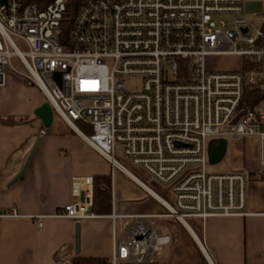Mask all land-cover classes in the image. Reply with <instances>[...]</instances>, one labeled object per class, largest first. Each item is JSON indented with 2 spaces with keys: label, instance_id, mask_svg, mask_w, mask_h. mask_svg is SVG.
Returning <instances> with one entry per match:
<instances>
[{
  "label": "built area",
  "instance_id": "1",
  "mask_svg": "<svg viewBox=\"0 0 264 264\" xmlns=\"http://www.w3.org/2000/svg\"><path fill=\"white\" fill-rule=\"evenodd\" d=\"M66 4L0 0V87L18 76L112 166L127 172L118 151L167 186L170 201L157 200L167 213L108 214L127 219L109 264H161L155 256L171 238L157 217L247 214L246 176L208 173L207 145L256 137L264 165V102L241 105L245 90L264 89L262 22L242 15L243 0H79L71 17ZM225 55L240 58L237 69L206 67ZM70 195L56 215L91 214V177H72Z\"/></svg>",
  "mask_w": 264,
  "mask_h": 264
},
{
  "label": "crops",
  "instance_id": "2",
  "mask_svg": "<svg viewBox=\"0 0 264 264\" xmlns=\"http://www.w3.org/2000/svg\"><path fill=\"white\" fill-rule=\"evenodd\" d=\"M263 12L264 0H243L246 19L263 22ZM42 102L39 90L26 86L18 76L8 75L0 87V210L14 206L21 213L0 218V264H71L74 256L109 260L113 238L120 235L127 219L112 220L108 214L158 213L163 206L121 162L131 176L112 166L59 118L53 116L51 124L43 127L33 114ZM37 137L40 139L28 164L13 180ZM75 139L82 146H73ZM260 148L253 136L229 138L219 161L224 163L218 173L240 171L246 176L248 213L189 217L190 221H173L162 228L157 224L171 238L156 254L157 261L264 264V165ZM99 176L109 179V212H92L90 207L91 214L83 217L56 215L72 199V177H91L93 197V179Z\"/></svg>",
  "mask_w": 264,
  "mask_h": 264
},
{
  "label": "trees",
  "instance_id": "3",
  "mask_svg": "<svg viewBox=\"0 0 264 264\" xmlns=\"http://www.w3.org/2000/svg\"><path fill=\"white\" fill-rule=\"evenodd\" d=\"M79 6V0H67L65 16L71 17ZM264 15V12H263ZM264 31V19L262 22ZM264 102V89L245 90L241 105L257 106ZM85 129V128H83ZM85 132L86 129H85ZM92 212H109L110 210V187L107 177L99 176L93 179ZM71 264H109V260L103 257L74 256Z\"/></svg>",
  "mask_w": 264,
  "mask_h": 264
},
{
  "label": "rangeland",
  "instance_id": "4",
  "mask_svg": "<svg viewBox=\"0 0 264 264\" xmlns=\"http://www.w3.org/2000/svg\"><path fill=\"white\" fill-rule=\"evenodd\" d=\"M239 61L240 58L239 57H235V56H211V57H207L205 60L206 63V67L208 69H237L239 66ZM16 66L18 67V69H21L20 65L16 64ZM138 80L137 79H131L128 81V88L129 89H135L138 86ZM261 107L264 109V103L261 104ZM78 126H80L79 124H77ZM80 128L82 130L85 131V129H83L81 126ZM227 140H229V138H227ZM73 146H82L81 143L75 139L74 140V145ZM115 159L118 160L119 162H121L129 171H131L138 179H140V181H142L147 187H149L150 189H152L154 192H156L157 195H159L160 197H162L163 199H165L166 201H170L167 196L164 194V190L166 189V185H161V184H157L156 182H154L148 175L144 174V173H140L137 170H135V168L131 167L130 165L124 163L120 157V153L118 151H116L115 153ZM223 163L224 160L216 163V164H207L206 165V171L208 173H218L221 171V169L223 168ZM160 212H166L165 208H162ZM185 220L190 221L189 217H185ZM156 224H158L161 228L163 227L164 224L169 223V222H173V221H179L177 218H175L174 216H162V217H157L155 219ZM116 227H118V221H116Z\"/></svg>",
  "mask_w": 264,
  "mask_h": 264
},
{
  "label": "water",
  "instance_id": "5",
  "mask_svg": "<svg viewBox=\"0 0 264 264\" xmlns=\"http://www.w3.org/2000/svg\"><path fill=\"white\" fill-rule=\"evenodd\" d=\"M55 78L57 79V81L59 80V75L56 73H55ZM33 114L41 121L42 126L45 128L48 127L52 122V118H53L52 110L49 104L45 101L42 102L40 105H38L33 110ZM39 139H40L39 137L36 138L29 154L27 155L23 163V166L21 167L20 171L16 174V176L13 178V180L19 177L21 173L24 171L32 154L34 153V150L36 149ZM225 148H226L225 138H216V139L209 140L208 145H207L208 164L213 165V164L218 163L221 160L222 156L224 155ZM75 243L76 244L78 243V229L77 228L75 230Z\"/></svg>",
  "mask_w": 264,
  "mask_h": 264
},
{
  "label": "bare ground",
  "instance_id": "6",
  "mask_svg": "<svg viewBox=\"0 0 264 264\" xmlns=\"http://www.w3.org/2000/svg\"><path fill=\"white\" fill-rule=\"evenodd\" d=\"M127 174H129L131 176V174L127 171L126 172ZM144 185V184H143ZM145 186V185H144ZM146 187V186H145ZM146 189L158 200L159 199V196L152 190V189H149L148 187H146ZM179 221L185 223V220L180 218Z\"/></svg>",
  "mask_w": 264,
  "mask_h": 264
}]
</instances>
